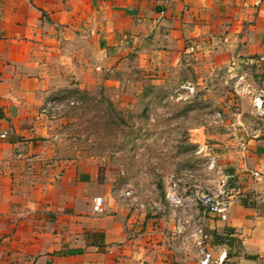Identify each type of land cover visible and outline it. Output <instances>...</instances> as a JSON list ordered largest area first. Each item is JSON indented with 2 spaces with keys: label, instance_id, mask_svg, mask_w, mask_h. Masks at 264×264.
Here are the masks:
<instances>
[{
  "label": "crops",
  "instance_id": "1",
  "mask_svg": "<svg viewBox=\"0 0 264 264\" xmlns=\"http://www.w3.org/2000/svg\"><path fill=\"white\" fill-rule=\"evenodd\" d=\"M188 58L264 59V0H0V264H198L172 247L173 214L128 209L92 157L61 154L40 113L60 90L118 86L131 59L158 84ZM241 141L219 162L227 217L193 196L178 195L177 212L200 224L213 260L264 264V135Z\"/></svg>",
  "mask_w": 264,
  "mask_h": 264
},
{
  "label": "rangeland",
  "instance_id": "2",
  "mask_svg": "<svg viewBox=\"0 0 264 264\" xmlns=\"http://www.w3.org/2000/svg\"><path fill=\"white\" fill-rule=\"evenodd\" d=\"M193 63L189 59L190 65L152 84V70L131 59L117 74L118 86L101 82L58 91L55 118L47 120L56 126L61 154L92 157L101 179L131 211L167 212L175 221L194 222L167 205L170 177L177 195L193 196L197 204L201 194L225 184L219 162L241 140L262 134L264 114L253 98L264 90V61L219 68ZM190 232L189 226L186 237L171 245L198 260Z\"/></svg>",
  "mask_w": 264,
  "mask_h": 264
},
{
  "label": "built area",
  "instance_id": "3",
  "mask_svg": "<svg viewBox=\"0 0 264 264\" xmlns=\"http://www.w3.org/2000/svg\"><path fill=\"white\" fill-rule=\"evenodd\" d=\"M259 61H264L263 58L259 59ZM57 98L58 96L49 99L46 101L40 113L46 118L52 120L55 118V111L57 109ZM254 107L264 114V90H259L256 94H254L253 98ZM262 135H264V126L262 129ZM214 165V160L211 161V166ZM173 176L170 177V180L173 182L172 187H170L166 193V198L171 205L176 207H180L182 205L181 198L177 195L175 190L176 183L173 181ZM104 199L102 196H96L93 198L92 210L94 213H102L103 212ZM197 205L200 208L203 215H213L218 216L221 219H225L227 217V213L230 205V194L226 190L225 185L216 190V192L201 194L197 198ZM191 223V224H190ZM175 228L170 235V242H175L181 240L183 237H186L187 228L191 227L190 239L193 242V245L199 251V259L198 264H223L226 258V252L223 251L217 257V259L213 260L211 252L206 248V241L208 239V235L205 233L200 224L195 222H189L188 220L177 219ZM183 242V241H180Z\"/></svg>",
  "mask_w": 264,
  "mask_h": 264
}]
</instances>
